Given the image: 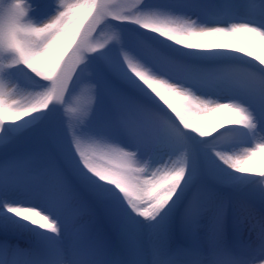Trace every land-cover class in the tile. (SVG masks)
<instances>
[{"label":"snow or ice","instance_id":"obj_1","mask_svg":"<svg viewBox=\"0 0 264 264\" xmlns=\"http://www.w3.org/2000/svg\"><path fill=\"white\" fill-rule=\"evenodd\" d=\"M116 3L59 0L37 25L28 0H15L0 24V54L31 97L10 103L0 78V264H264V169L252 167L264 153V0H169L197 20ZM98 26L115 28L114 40L97 42ZM83 74L92 102H78L69 139L55 102ZM205 85L248 102L203 99L193 89ZM241 131L247 146H217ZM176 145L189 153L178 165L134 166L139 152L170 157ZM21 231L31 248L8 243Z\"/></svg>","mask_w":264,"mask_h":264},{"label":"rangeland","instance_id":"obj_2","mask_svg":"<svg viewBox=\"0 0 264 264\" xmlns=\"http://www.w3.org/2000/svg\"><path fill=\"white\" fill-rule=\"evenodd\" d=\"M51 1L53 0H28V3L31 5V11L29 13V19L31 22L38 24L41 21H47L51 17L55 16L57 11L59 10V3H54L53 5H50ZM169 0H144V4L141 6L142 11H144L147 8L151 7H156V8H161V7H168L172 6L167 5ZM139 7L138 0H117L116 6L114 7V11H127L130 13H135L137 8ZM187 12H190V10L185 9ZM38 16V17H37ZM114 24L117 22H113ZM119 27V26H117ZM138 27V26H136ZM142 31H147L146 29H141ZM96 41L97 42H104V41H113L114 38L117 35V31L115 28L111 26H104L102 29L100 26L97 27V32L94 33ZM129 39H135L136 38V33L130 32L129 33ZM161 39H165L161 37ZM169 43H172L169 41ZM187 50V49H185ZM92 55V54H89ZM0 56H3L2 60L0 62L3 63L4 65V71L3 73H0V78L4 79L3 80V85L4 81L9 77V69L7 68V65L9 64L10 57L8 54H0ZM250 66V65H249ZM18 72V73H17ZM17 75L15 74L14 77L16 79V85H14V90L19 89L20 85H26L27 82H29L28 77L25 75V73L22 70H16ZM46 83V82H44ZM19 85V87L17 86ZM70 88H71V94H66V100L62 101V104L57 107L58 108V116L60 117V120L62 121V126L65 129L68 138L72 139L73 138V132L76 130L77 126V121L80 118V112L78 111L79 103H91L92 102V94L90 92L91 88V81L88 77L87 74L81 75L76 83H71L70 82ZM208 88V91L215 92L216 95L218 92H222L220 97H217V99H221V103H226L228 102V99H241V100H246L245 97H241V92L238 88L234 89H220L219 87L215 86H208L205 85L204 89ZM201 91V93H204L203 90H198V92ZM207 91V92H208ZM200 93V92H199ZM210 93H207L205 96H210ZM208 99V98H205ZM16 101V100H12ZM11 101V102H12ZM10 102V103H11ZM160 104V103H159ZM51 106V105H50ZM162 107V105H161ZM164 110L168 113L169 116L175 120V115L174 113H171L170 109H167V106H163ZM46 111V110H45ZM257 114L261 117V110H257ZM6 115V114H5ZM176 123H179L178 120H176ZM83 131V129H82ZM213 135H216L214 133ZM237 136H243L241 132L237 133L234 137H229L230 140H233L234 142L228 143V142H221L217 146L222 150L223 148L226 147H231L235 146L237 143ZM240 138V137H239ZM85 145H88L91 143L90 140H84L83 141ZM179 147H182L181 145H176L172 151L177 150ZM195 148L197 151H199L203 157L205 153H207V149L204 148L202 145H195ZM201 151H205L203 154ZM146 153V166H137V168H142L145 170L144 173H140V175H145V174H151V172L156 171L157 168H161L160 165H164L165 167H173L177 164L172 160V157L168 155H160L156 153H152L149 151H145ZM259 179V178H257ZM179 215H180V210H177L176 217H175V229L177 232L179 231ZM183 242V241H180ZM24 244L23 242L19 243ZM12 245V244H11ZM14 246V245H13ZM15 245L14 247H16ZM18 247V246H17ZM29 249V247H28Z\"/></svg>","mask_w":264,"mask_h":264},{"label":"bare ground","instance_id":"obj_3","mask_svg":"<svg viewBox=\"0 0 264 264\" xmlns=\"http://www.w3.org/2000/svg\"><path fill=\"white\" fill-rule=\"evenodd\" d=\"M55 3L58 4L59 0H56ZM165 8H172V10H167ZM149 9L151 11H154V12L160 14L162 17H169V18H172V19H176V18H180V19L191 18L193 20H197L198 19V17L195 14H193L191 12H187L185 9H178V8H175V7H172V6H168V7L165 6V7H161V8L151 7V8L145 9L144 11H148ZM204 21H205V17L201 16L199 22L203 23ZM43 22H45V21H41L37 25H39V24H41ZM221 26H223V25H221ZM244 58L245 59H249L246 56ZM8 61L10 63V60H8ZM253 62L256 63L255 60H253ZM15 83H16V79L14 77V74H9V77L4 81V89H5V92L7 93V98L9 99V102H11L12 100H16V101H19L21 103L27 102V100L31 98L30 95H29V90H27V88L29 86L20 85L19 89L14 90L13 86L16 85ZM193 91L197 95H201L203 99L208 98L210 100H217L216 93L214 91L213 92L208 91V88L203 89L204 93H199L195 89H193ZM207 93H210L211 95L208 96V97L205 96ZM240 95H241L242 98H244V96L242 94H240ZM156 99H157L158 103H160V105H162V107L163 106L165 107V105H163L162 101H159L158 98H156ZM220 100L221 99H219V102H221ZM59 102L60 101H56L55 102L57 106H58ZM245 102L247 103L248 101L245 100ZM261 112H262L261 113L262 114L261 117L258 114H257V117L259 119H261L262 122H264V111H261ZM6 115H12V113H6ZM27 119H29V117H24V118H22V121L23 120H27ZM208 119L211 122H217V121H219L221 119V115L220 114H209L208 115ZM241 134L243 136H239V137L240 138H244V141H242L241 143H237L235 146L223 148L222 150L223 151H227L228 152L227 154L231 155V154H233L232 152L239 151L242 147L247 146V144H250V134L245 132V131H241ZM22 143H24V141H22ZM121 146L124 147V145H122V144H121ZM125 150L134 151V149H132V148H126ZM201 152L203 154L205 153V151H201ZM188 155H189L188 152H186L183 148L179 147L177 150L172 151L171 157H172V160L175 162V164L178 165L181 161L186 160ZM142 165L147 167L145 151L139 152L137 154V157L135 158V161H134V166L135 167L142 166ZM160 166H161V168H160L161 170L166 168L164 165H160ZM252 167H254L256 169L257 173L260 170L264 169V153H258L256 155V157L252 161ZM167 168H171V167L168 166ZM255 178H259V177L256 176ZM12 198L13 199H20L19 196H13ZM23 202H27V201L24 200ZM176 233H177V231H176ZM178 233H179V231H178ZM179 236H180V234H179ZM22 241L28 242V243L33 245V238L31 236V234L27 233V232H23V231L12 234V237L8 240V243L12 244L14 246L17 245L18 248L21 249V250L28 249L27 246H25L23 244H19ZM0 242H3V236L2 235H0Z\"/></svg>","mask_w":264,"mask_h":264},{"label":"clouds","instance_id":"obj_4","mask_svg":"<svg viewBox=\"0 0 264 264\" xmlns=\"http://www.w3.org/2000/svg\"><path fill=\"white\" fill-rule=\"evenodd\" d=\"M15 3V0H0V24H6L8 19V11Z\"/></svg>","mask_w":264,"mask_h":264}]
</instances>
